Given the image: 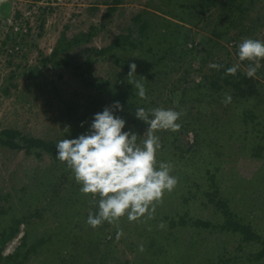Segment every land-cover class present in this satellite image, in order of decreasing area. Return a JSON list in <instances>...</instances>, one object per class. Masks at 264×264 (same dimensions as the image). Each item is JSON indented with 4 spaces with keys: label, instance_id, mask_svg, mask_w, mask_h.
Wrapping results in <instances>:
<instances>
[{
    "label": "rangeland",
    "instance_id": "374dc122",
    "mask_svg": "<svg viewBox=\"0 0 264 264\" xmlns=\"http://www.w3.org/2000/svg\"><path fill=\"white\" fill-rule=\"evenodd\" d=\"M188 1L0 0V235L17 226L4 259L26 236L30 242L52 236L24 264H264L256 259L261 246L220 229L219 207L209 202L220 187L232 212L264 237V60L249 98L209 82L229 64L247 73L238 45L264 41V0H235L244 13L223 12L219 3L228 0H213L218 6L201 17L200 7ZM146 21L153 28L166 25L168 43L155 30L141 37L138 28ZM238 24L246 25L245 36ZM128 36L144 42L141 60L122 49L96 54ZM131 63L134 79L151 82L150 96L138 97V107L182 113L178 131L156 133L162 143L157 161L172 165L178 184L151 218L124 217L93 229L86 220L98 200L83 195L88 203L73 205L74 193L65 192L74 181L70 170L28 140L55 146L77 138L94 114L115 102L123 108L116 114L126 121L124 131L142 136L148 125L131 121L135 112H127L124 96L122 102L112 96L123 90L135 95ZM106 82L110 95L99 89ZM197 219L215 227L193 226Z\"/></svg>",
    "mask_w": 264,
    "mask_h": 264
},
{
    "label": "clouds",
    "instance_id": "9594fccd",
    "mask_svg": "<svg viewBox=\"0 0 264 264\" xmlns=\"http://www.w3.org/2000/svg\"><path fill=\"white\" fill-rule=\"evenodd\" d=\"M240 62H249L248 77L256 74L258 62L264 60V41L248 38L238 45ZM210 68L219 69L217 64ZM128 77H137V66L129 64ZM238 65L229 67L227 75H235ZM131 79L135 96L147 98L142 81ZM226 95L224 103H231ZM123 111L119 102L94 114L88 131L74 139L57 141L56 158L70 170L80 192L98 200V210L89 212L86 223L96 229L104 223L117 224L126 217L129 222L151 218L156 204L162 202L165 193L175 190L178 179L172 175V165L157 161L162 149L161 131L176 132L182 113L165 108L145 110L138 107L135 116L148 125L147 131L138 135L124 131L126 121L116 113ZM84 125L82 124L81 127ZM141 250H143L141 248Z\"/></svg>",
    "mask_w": 264,
    "mask_h": 264
},
{
    "label": "trees",
    "instance_id": "16d2710c",
    "mask_svg": "<svg viewBox=\"0 0 264 264\" xmlns=\"http://www.w3.org/2000/svg\"><path fill=\"white\" fill-rule=\"evenodd\" d=\"M188 2L192 3V4L190 3V5H192L194 9H197L198 6L200 7V9H199L200 17L205 15V13L208 10H210L209 9L210 7L218 6V2H214L213 0H190ZM234 3H236L235 0H228L226 2L219 3V6H222L223 12L224 11L226 12L229 9L230 10L240 9V5H234ZM238 11H241V13L245 12L244 9H241ZM136 20H139V16H137ZM220 23H221V21H220ZM238 25L242 26V28H241L242 30L238 31L239 34L241 36H245V34H247L246 25H243V24H238ZM244 27H246V28H244ZM154 30H155V32L159 31L161 37L165 40L164 43H168V41H166V39L168 38V36H170L172 34V32H170L168 30V27L166 25H161L159 27L157 26V27L153 28V26H151L150 23L148 21H146L145 23L140 25L138 28V32H139L140 36L144 37L146 39L148 36L147 34H150V31L152 32ZM162 31H165V33H162ZM89 36H91V35H89ZM115 41L116 42H114V44H112L110 47L105 48V49L100 50V51L99 50L95 51L96 54L106 55L109 52L111 53L113 50L122 49L123 52H129V53L130 52H133V53L137 52V57L135 56L136 61H137V58H138V60H141L143 58L141 56V54L143 52H140V51H141V48L143 47L144 42H142L141 40L140 41H136V40L132 41L131 38L128 36V37H120V38L116 39ZM147 52L152 54L151 53L152 50H149ZM164 53L167 54V56H168V53H171V52L165 50ZM54 56H55V54H54ZM136 61H133V62H136ZM88 63H90V62H88ZM244 63L247 64L246 61ZM154 64H156V63H154ZM228 66L231 67L232 65L229 64ZM226 70H220L218 73H216L214 75L213 80L209 81L211 88L215 89V90H219L222 88V84L224 87L225 86H228V87L232 86L234 90L238 91L239 94L243 96L241 98L246 99V98L251 97L248 95L245 96V94H249L250 90H253L251 82L254 81L256 83L255 79H253V77H248L247 73H243L240 69H238V71L235 75H227ZM128 79L131 80V77H128ZM132 79H134V78H132ZM234 79L237 80L235 83H233ZM150 80L152 81V79H150ZM143 84H144L146 90L147 89L149 90V87L151 86L150 85L151 82L150 81L148 82L145 79ZM108 86H109V83L106 82V83L100 85L99 89L102 93L105 92V93L109 94L111 92H110V90H108ZM245 89H246V91H245ZM148 90H147L146 95L150 96L148 94L149 93ZM113 94L114 95H112V96L116 97L115 99L117 101H121V102L124 101V100H121V98H122L121 96H124V99H125L124 102H125V104H127V107H126L127 112H128V110H132L135 112V110L138 108V105L136 103V100H138V96H135V95L133 96L128 91H125V90H123L122 92L113 93ZM115 94H117V95H115ZM151 94H152L151 96H154L153 93H151ZM129 98H131L132 101L128 102L127 99H129ZM140 107L145 108V110L149 109L144 104L140 105ZM127 112H126V114H127ZM130 120L131 121L134 120V122H140L142 125H146L142 121H137V118L135 115L132 118H130ZM161 133L163 134L164 132H161ZM4 134L9 135L10 133L6 132ZM28 142L33 144V146L37 147L40 151L46 152L50 156H52L54 159H57L56 158V149H55L54 144H52L50 142H46L44 140H40V139L39 140H28ZM10 146L15 147V144L10 143ZM76 184L77 183L75 181H73L72 184L70 186H68V188H66L65 192L74 193L75 198H73L71 200H72L73 205L77 206V205L86 203L87 201L85 200L86 197L83 196V194L79 195V192H77L80 189V185H76ZM216 190H217V193L215 195L216 201L214 200V196H213V197H210L209 202L215 203V205H217L219 207V210H220V213H221V216L223 219L222 224L220 225V229L226 230L228 233L237 235L243 243H246V244L247 243L248 244L256 243V244L260 245L261 250L259 253L256 254V259L258 261H261L262 259H264V237H262L257 232H255L251 225L242 223L240 221V219L237 217V215L235 213H233L232 210L230 209L229 201H227L226 199H224L221 196L220 187L217 188ZM80 197H82L83 199H81ZM94 203H95V211H94V213H95L98 210V208H97L98 202L94 201ZM180 219L183 220V216L180 217ZM192 224H193V226H196V227H204V228H207V227L214 228L215 227L210 222H204V221L199 220V219L193 220ZM58 228H60V227H58ZM16 232H17V226L12 228L11 231H7L6 233H3L0 235V264H24L30 259V257L32 255H35L36 253L39 252V248L42 245H44V244H46L52 240V236H50L49 238H43L44 237L43 236L40 240L30 242L29 237L26 236L22 240V243H21L20 247L16 250V252L13 255L9 256L8 258L4 259L2 256V252L4 250L5 242L7 240L12 239ZM55 234L57 235V232H55ZM254 259H255V257H254Z\"/></svg>",
    "mask_w": 264,
    "mask_h": 264
}]
</instances>
